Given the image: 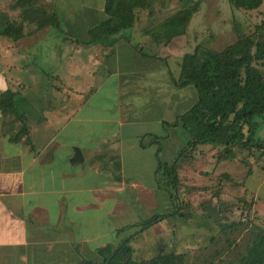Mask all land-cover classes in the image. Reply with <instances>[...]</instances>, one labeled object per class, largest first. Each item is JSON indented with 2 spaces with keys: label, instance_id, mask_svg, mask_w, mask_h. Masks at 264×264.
<instances>
[{
  "label": "rangeland",
  "instance_id": "rangeland-1",
  "mask_svg": "<svg viewBox=\"0 0 264 264\" xmlns=\"http://www.w3.org/2000/svg\"><path fill=\"white\" fill-rule=\"evenodd\" d=\"M195 1L199 4L198 11L192 16L185 33L168 43H156L147 32L181 8L183 4L179 0H149L148 8L136 10L132 26L92 42L88 33L97 22L105 18L104 0H37V6L42 7L45 14L57 12L60 28L45 26L38 29L35 22L25 21L22 37L17 43L9 37L0 36V49L10 47L13 43L18 49L27 46L21 49V53L16 52L10 56L0 51L1 75L9 83L8 88L16 91L24 101L23 110L19 106L20 110L38 112L39 119L42 118L39 122L45 117L49 118L50 127L61 131L58 141L67 145L72 143V147L76 140L82 148H90L84 154L89 156L93 153L91 147L97 145L101 134L110 133L111 127L107 126L106 119L111 117L110 108L119 100L118 92L112 88L115 75L109 65L118 52L117 49L114 51L115 43H125L119 55L120 72L126 70L125 67L134 69L142 64L134 52L142 58L158 60L148 59L150 66L156 67L161 89L157 91L158 95L170 87L168 76L176 74L180 58L186 53H192L196 46L221 52L233 44L239 35L264 42V30L259 34L257 29L264 20V1L252 10L233 8L228 0ZM0 12L6 13L9 20L16 23L23 17L14 0L1 1ZM39 16L36 15L35 20ZM88 48L94 54L85 53ZM131 48L135 49L134 52L125 50ZM252 50L254 52L255 48ZM167 60H170V73L163 64ZM115 63L114 59L113 66ZM254 65L264 73V57L257 59ZM109 73L110 76L106 77ZM157 99L162 102L164 97ZM184 109L178 111L184 112ZM125 113L122 110L120 117L125 116ZM145 114L152 115V109L145 111ZM253 122L255 136L264 138V116L255 118ZM120 130L131 138L136 129L120 126ZM186 140L184 135L180 138L173 136L169 149L167 147L161 156L170 165L176 161L175 185L171 184L166 172H154L156 162L150 160L151 153L144 152L141 165L129 159L130 154L126 155L125 179L122 175L120 179L126 181L127 190L131 189L120 192V228L135 219H141V223L144 218L143 212L135 210V195L132 192L134 182L144 174L148 176L141 178L151 183L155 181V176L159 177V186H166L173 196V206L171 208L168 203L165 205L156 196L148 200L146 194H142L144 203L154 205L157 209L154 211L160 213L171 212L175 207L177 214H171L144 230H138L137 226L128 227L120 232V241L128 235L133 236L130 245L133 258L137 261L174 252L184 255V264H238L245 245L250 243L254 226L264 229V152L250 145H199L195 150L190 148L180 155L179 151L185 146ZM83 165H88V162ZM80 166L79 163L74 166L68 164L70 172L77 179H80ZM90 174L86 169V178ZM112 203L110 199L102 205L103 208L85 207L77 211H68L66 206L65 212L63 206H60L62 223L59 226L71 234L72 241L89 238L91 232L88 233L86 229H93L96 233L103 229L98 227L97 219L104 212H109L108 221L113 219L115 207ZM67 218L69 220L64 227L63 222ZM72 220L82 224L92 221V224L90 227L77 226L70 223ZM59 236L71 241L62 229ZM115 236V233L103 232V237L88 245L95 248L103 240L117 242Z\"/></svg>",
  "mask_w": 264,
  "mask_h": 264
},
{
  "label": "crops",
  "instance_id": "crops-1",
  "mask_svg": "<svg viewBox=\"0 0 264 264\" xmlns=\"http://www.w3.org/2000/svg\"><path fill=\"white\" fill-rule=\"evenodd\" d=\"M20 39L11 41L17 43ZM118 39L120 41V38ZM14 43L0 51H4L5 56H10L16 52L21 53V49L27 47L18 49ZM122 43L124 41L117 45L115 43L116 47L114 45V51L116 49L118 51L113 56L116 60L115 65L113 66L114 59L111 64L107 62L112 66L111 71L115 75L112 88L116 89L119 96V100L114 105L115 108H110L111 117L106 119L107 126L111 127V130L110 133L101 134V139L96 142L97 145L91 147L93 150L91 155H84L90 148H82L76 140L72 147H70L72 143L67 145L58 141L61 131L50 127L49 118L45 117L42 122H39L38 112L25 111V115L17 119L13 114H3L0 111V264H78L82 258L95 259L97 248L107 244H118L120 232L128 227L137 226L139 228L138 224L141 221V219H135V222L125 224L120 228V192L127 190L126 181L123 180L125 179L123 176L126 170L124 164L126 155L130 154L129 159L141 165L144 152L151 153L150 160L156 162L154 170L156 172L158 148L159 159L162 160L161 156L166 152L167 147L169 149L173 136L180 138L184 135L188 140L187 132L180 125H173L176 118L187 111L196 100L193 87L177 88L174 84V80L179 79L183 56L180 58L176 74L168 76L170 79L168 90L157 95V91L161 89L157 80L156 67L153 68L148 62L152 58L147 57L149 60L142 58L134 52L133 48L125 49L133 51L142 64L134 69L125 67L126 70L120 72L119 55L125 45ZM85 53L94 54L89 48ZM152 60L158 62L157 59ZM167 63L163 64H165L166 71L170 73L172 71L169 67L170 60H167ZM108 76L110 73L106 77ZM161 81L164 82V79ZM8 84L0 72V93L9 89ZM91 90L93 91L92 88ZM161 96L164 97L162 102L157 99ZM120 98H123L121 103ZM180 108H185V111L179 112ZM151 109L153 114L146 115L145 111ZM122 110L126 113L121 118ZM100 121L104 125L103 120ZM23 124L26 125L27 132L22 133L18 140H13L12 137L17 134ZM120 126L136 129L134 136L128 138L126 133L120 130ZM102 128L104 129V126ZM74 146L81 150L83 161H71ZM85 162H88V165H83ZM162 162L168 164L166 160ZM76 163L81 165L80 179L75 178L68 168V164L74 166ZM86 169L91 173L87 178ZM120 175L123 179H120ZM143 176H140L132 186V192L135 195V210L143 212L142 221L150 218L154 213L161 212H155L154 209H157L154 205L145 204V200L141 197L142 194H146L148 200L156 196L157 199L165 202V205L170 204L171 208L173 203L172 195L167 187L159 186L158 176H155L153 183L146 181V178H141ZM131 181H129L130 184ZM110 199L115 207L113 208L115 212L113 219L108 221L109 212H104L103 216L97 219V225L103 227L102 230L97 233L93 229L85 230L88 233L91 232V237L72 241L71 234L59 226V223H62L60 222V206H63L64 212L66 206L68 211H77L85 207H102ZM68 220L69 218L63 222L64 227ZM70 223L90 227L92 221L82 224L72 220ZM61 229L69 235L71 241L60 238ZM103 232L115 233L117 242L103 240L95 248L90 247L88 243L98 241L103 237Z\"/></svg>",
  "mask_w": 264,
  "mask_h": 264
},
{
  "label": "trees",
  "instance_id": "trees-1",
  "mask_svg": "<svg viewBox=\"0 0 264 264\" xmlns=\"http://www.w3.org/2000/svg\"><path fill=\"white\" fill-rule=\"evenodd\" d=\"M183 5L177 11L158 22L147 33L156 43H168L185 33L192 16L198 11V2L179 0ZM264 0H228L236 9L252 10L259 7ZM21 9L22 20L19 23L9 20L8 15L0 12V35L13 40L22 37L23 23L35 22L38 29L45 26L60 28L57 12L45 14L37 0H17ZM149 0H104L105 18L97 22L90 30L91 42L98 41L104 35H113L129 28L135 21L136 10L148 8ZM40 15L36 18V15ZM33 17L32 20H29ZM264 20L257 27L259 34L264 30ZM252 48H255L253 52ZM264 57V42L239 35L236 41L221 52L196 46L192 53H186L181 60L180 75L174 80L177 88L193 87L196 100L183 114L179 115L174 126L180 125L188 134L185 146L179 154L188 149L195 150L199 145L228 147L239 144L242 147L255 146L264 152V138H257L254 132L257 117L264 116V73L254 65L257 59ZM24 101L16 91L7 89L0 93V111L13 114L17 119L25 115L22 111ZM19 106L22 110H20ZM42 118L38 121H41ZM27 132L26 125L12 137L18 140ZM159 139V137H157ZM156 170L166 172L172 185L176 184L175 162L169 165L159 159ZM173 197V196H172ZM173 206V205H172ZM177 214L154 213L138 225L144 230L163 218ZM250 243L245 245L238 264H264V229L254 226ZM133 236L123 238L118 244H107L96 249V258H82L78 264H184V255L174 252L161 253L149 259L135 260L130 240Z\"/></svg>",
  "mask_w": 264,
  "mask_h": 264
},
{
  "label": "water",
  "instance_id": "water-1",
  "mask_svg": "<svg viewBox=\"0 0 264 264\" xmlns=\"http://www.w3.org/2000/svg\"><path fill=\"white\" fill-rule=\"evenodd\" d=\"M73 150H74V154L72 156L71 161L72 162L83 161V156H82L81 150L78 147H74Z\"/></svg>",
  "mask_w": 264,
  "mask_h": 264
}]
</instances>
